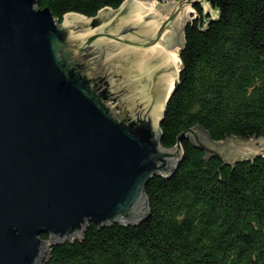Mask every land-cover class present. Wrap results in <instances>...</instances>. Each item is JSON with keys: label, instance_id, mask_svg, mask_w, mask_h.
<instances>
[{"label": "water", "instance_id": "water-1", "mask_svg": "<svg viewBox=\"0 0 264 264\" xmlns=\"http://www.w3.org/2000/svg\"><path fill=\"white\" fill-rule=\"evenodd\" d=\"M194 2H157L168 18L152 0H124L60 19L37 0H0V264H43L89 222L147 217L146 184L182 157L181 137L164 147L160 124ZM194 135L222 160L264 153L262 137Z\"/></svg>", "mask_w": 264, "mask_h": 264}, {"label": "trees", "instance_id": "trees-1", "mask_svg": "<svg viewBox=\"0 0 264 264\" xmlns=\"http://www.w3.org/2000/svg\"><path fill=\"white\" fill-rule=\"evenodd\" d=\"M123 1L36 4L61 19ZM192 1L160 124L164 147L181 137V160L170 175L149 179L144 220L89 222L80 237L49 245L43 264H264V154L222 160L194 135L202 129L213 143L264 138V0H203L216 18Z\"/></svg>", "mask_w": 264, "mask_h": 264}, {"label": "rangeland", "instance_id": "rangeland-1", "mask_svg": "<svg viewBox=\"0 0 264 264\" xmlns=\"http://www.w3.org/2000/svg\"><path fill=\"white\" fill-rule=\"evenodd\" d=\"M127 2H134V0H126ZM188 0H183V3L186 2ZM157 2L160 4V5H164L165 3H167V0H152V4L154 3V10L160 14L162 17H165V18H168V15H166V13L168 11H165L163 13V10L162 8H159L161 9L160 11L157 9V6L155 4H157ZM171 2H174V3H178L179 1H176V0H171ZM199 3H201V6L203 8V11L205 14H207V12H209V16H207L206 18H216L218 16V11L216 8H212L210 7L205 1L203 0H198ZM195 3V2H194ZM194 3H187L184 5L183 9H182V12L184 11V17L185 19H190L192 17V15L195 13V10L193 9V5ZM173 7H176V4H173ZM185 9V10H184ZM180 14V9H178V13L177 15ZM186 15V16H185ZM179 18H181V16L179 15ZM187 22V21H186ZM185 22V23H186ZM164 31V29H163ZM156 46V45H155ZM175 48H177V46L175 45L172 49H161L160 47H158V50H160L161 52L163 53H170L172 52ZM179 56V55H178ZM174 65H175V69H178L179 67V57L175 58L174 59ZM256 139V138H254ZM263 139V140H262ZM260 139L259 141V144H261V142H263L264 144V138ZM247 148H250L251 150H253V148H251L250 146H247ZM260 148H264V146H260ZM257 151H260V149L258 150H254V152L256 153ZM264 154V153H262Z\"/></svg>", "mask_w": 264, "mask_h": 264}, {"label": "bare ground", "instance_id": "bare-ground-1", "mask_svg": "<svg viewBox=\"0 0 264 264\" xmlns=\"http://www.w3.org/2000/svg\"><path fill=\"white\" fill-rule=\"evenodd\" d=\"M134 1H137V0H134ZM151 7L154 9V3L153 4H151ZM155 46V45H154Z\"/></svg>", "mask_w": 264, "mask_h": 264}, {"label": "flooded vegetation", "instance_id": "flooded-vegetation-1", "mask_svg": "<svg viewBox=\"0 0 264 264\" xmlns=\"http://www.w3.org/2000/svg\"><path fill=\"white\" fill-rule=\"evenodd\" d=\"M154 63H156V61H154ZM161 71H163V70H161ZM160 74V72H158L157 74H156V76H158Z\"/></svg>", "mask_w": 264, "mask_h": 264}]
</instances>
